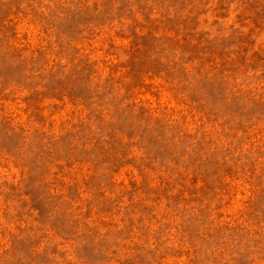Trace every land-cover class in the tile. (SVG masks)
<instances>
[{
  "label": "rangeland",
  "instance_id": "obj_1",
  "mask_svg": "<svg viewBox=\"0 0 264 264\" xmlns=\"http://www.w3.org/2000/svg\"><path fill=\"white\" fill-rule=\"evenodd\" d=\"M0 264H264V0H0Z\"/></svg>",
  "mask_w": 264,
  "mask_h": 264
}]
</instances>
